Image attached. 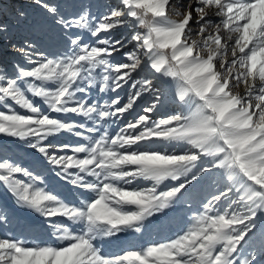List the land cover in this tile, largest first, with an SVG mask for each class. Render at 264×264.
I'll return each instance as SVG.
<instances>
[{"label": "snow or ice", "instance_id": "obj_1", "mask_svg": "<svg viewBox=\"0 0 264 264\" xmlns=\"http://www.w3.org/2000/svg\"><path fill=\"white\" fill-rule=\"evenodd\" d=\"M33 3L45 21L20 40L0 21V47L28 65L14 60V75L0 73V136L33 155L25 166L0 144V185L42 221L21 224L0 205V225L29 235L46 226L59 243L0 238V264H256L264 0H117L103 14L71 16L52 0ZM15 15L18 25L27 19ZM118 28L128 33L116 39ZM161 108L169 111L153 119ZM62 132L84 142L49 143ZM53 174L63 197L48 190ZM176 211L174 238L121 239L143 238ZM103 240L120 251L105 252Z\"/></svg>", "mask_w": 264, "mask_h": 264}, {"label": "rangeland", "instance_id": "obj_2", "mask_svg": "<svg viewBox=\"0 0 264 264\" xmlns=\"http://www.w3.org/2000/svg\"><path fill=\"white\" fill-rule=\"evenodd\" d=\"M2 1V3H1ZM63 1V2H62ZM68 0H52L53 3H55L58 7V11L65 15L68 16L69 14L66 13L64 11V2H66ZM7 3V4H6ZM76 6L78 7V11L80 12V10L82 8H86L91 6L94 9V14L93 15H99V14H103L105 12V5L106 4H111L113 6H115V4L117 3V0H92L90 2V0H75ZM18 9H22L25 11V13L27 14V19L23 22H21L19 25L17 23V18H16V11ZM33 14L31 16V14ZM78 14V13H77ZM76 15V14H75ZM71 16V15H69ZM33 17V18H32ZM0 21L8 24L9 26V32L10 34L15 35L17 40H20L24 35L27 34V32L25 31V28L27 25H38L41 24L45 21V16H44V12L41 8H39L38 6H36L33 3V0H0ZM119 30V31H117ZM128 33V29L126 28H118L113 32V36L116 39L121 38L122 36L126 35ZM87 39V37H86ZM131 45H127L124 49V51H128L130 50ZM2 47H0V73L6 72L7 75L11 76L14 75V69L12 68V62L16 59V61H20V63L27 67L28 65L25 64V62L20 59V57L18 55L14 53H11L5 49H3ZM4 51V52H2ZM120 56H122V53H118L117 54V59L120 58ZM30 95V94H29ZM31 98V97H30ZM35 99V103H37L38 105H40L41 107H45L43 105V102L39 99V98H34ZM8 103H12L11 101H8ZM143 103V101H141V104ZM13 107L15 108L16 111L20 112L21 114H28L25 110L20 109L18 106L13 105ZM165 109V108H163ZM0 110H6L3 109L2 106H0ZM166 111H169L168 109H165L164 113ZM57 115L59 118L61 119H65V120H75L78 119L77 117L73 116L72 114H54ZM129 118V117H128ZM69 133L66 132H62L54 137L49 138V143L52 144H63L65 138L67 136H69ZM62 142V143H61ZM76 142V143H75ZM84 141H82L79 138H75V141L72 142L71 145H76L78 143H82ZM0 144L6 145L7 147H9L10 149H12L14 151V149H23L28 153H32V150L29 149L27 147L26 144H24L23 142L19 141L16 138H11V137H5V136H0ZM162 150V147L159 149ZM16 154V159L22 160V157ZM25 166H27V164L25 163ZM18 179H23L26 180L27 178L18 175L17 177ZM47 181H50V179L48 178ZM5 195H9L10 197H12L5 189L2 185H0V204L2 205L5 201ZM10 211H13L12 214L14 215L16 211H18L17 207H12ZM28 213L27 217L28 218H35V215L32 212H28V210L26 211ZM33 214V215H31ZM258 263H262L264 264V257H260L258 255L257 257V261Z\"/></svg>", "mask_w": 264, "mask_h": 264}, {"label": "bare ground", "instance_id": "obj_3", "mask_svg": "<svg viewBox=\"0 0 264 264\" xmlns=\"http://www.w3.org/2000/svg\"><path fill=\"white\" fill-rule=\"evenodd\" d=\"M91 1L92 0H90V2ZM173 2H175V0H173ZM181 2L186 4L187 0H181ZM1 3H2V1H1ZM63 6L65 7L64 11L66 13H68L69 15H75V14L79 13V11L77 9L78 7L76 6V3H75V0H68V1L64 2ZM89 7H90L91 12L94 14V9L91 6H89ZM32 15L33 14H31V16ZM117 31H119V30H117ZM112 35H113V33H112ZM2 52H4V51H2ZM14 56H15V54H14ZM164 111H165V109L161 108L160 111L155 116H153V119H156L160 115L164 114ZM75 138L76 137L74 135L70 134L69 136H67L65 138L63 143L72 144V142L75 141ZM162 150H163V148H162ZM14 152H16L17 154H19L22 157V160L25 161L27 166H30V162L33 160L32 153L30 154V153H28L25 150L20 149V148L14 149ZM49 179H50V181H46V184H47L49 191L54 192L58 195H61L62 197L67 194L65 191V187L61 183L58 182V179L54 176V174L52 176H50ZM2 205L10 213L9 219L16 218L20 221L21 224L40 223L42 221V218L38 217V215L33 213V212L32 213L35 215V218L34 219L28 218L27 217L28 213L26 212L27 211L26 209H18V211H16L15 214L13 215L12 214L13 211H10V210L12 207H16V205L13 203V198L10 197L9 195H5V201ZM28 212H29V210H28ZM33 214H31V215H33ZM181 216H182V213H180L179 211L171 213L170 214V222L165 223V225H163V226H161L157 220L152 221L151 226L146 230L143 238L136 239L135 237H132V236H121V239L122 240L132 239L134 241V243L141 244V243H144L145 241H147L149 238H151L153 240H162V239H167V238H174V236L177 232V229L179 227H181ZM50 233H51V229L47 228L46 226H42L37 231H35L31 235H29V234L24 233L22 228H20L19 226L4 227L3 225H0V238H19L21 235H23L26 239L35 238L41 242H56V241H54V238L51 237ZM56 243H59V242H56ZM97 245L102 246L104 248L105 252L113 251V252L118 253L120 251V249L117 246V243L114 241H111V240L97 241ZM259 256L262 258V257H264V254H260ZM256 264H260V263L256 262Z\"/></svg>", "mask_w": 264, "mask_h": 264}]
</instances>
